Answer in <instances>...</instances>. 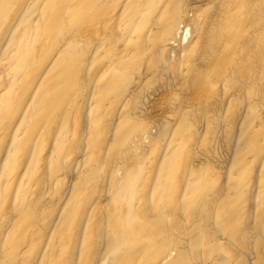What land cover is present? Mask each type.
Wrapping results in <instances>:
<instances>
[{
	"label": "bare ground",
	"instance_id": "obj_1",
	"mask_svg": "<svg viewBox=\"0 0 264 264\" xmlns=\"http://www.w3.org/2000/svg\"><path fill=\"white\" fill-rule=\"evenodd\" d=\"M0 264H264V0H0Z\"/></svg>",
	"mask_w": 264,
	"mask_h": 264
}]
</instances>
